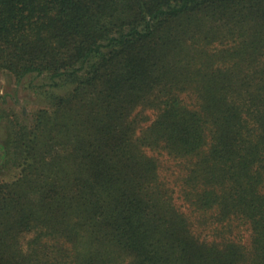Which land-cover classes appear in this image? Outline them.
<instances>
[{
    "label": "trees",
    "instance_id": "obj_1",
    "mask_svg": "<svg viewBox=\"0 0 264 264\" xmlns=\"http://www.w3.org/2000/svg\"><path fill=\"white\" fill-rule=\"evenodd\" d=\"M0 67V264H264V0H0Z\"/></svg>",
    "mask_w": 264,
    "mask_h": 264
},
{
    "label": "rangeland",
    "instance_id": "obj_2",
    "mask_svg": "<svg viewBox=\"0 0 264 264\" xmlns=\"http://www.w3.org/2000/svg\"><path fill=\"white\" fill-rule=\"evenodd\" d=\"M47 83L42 75L27 74L17 79L0 67V181L14 179L20 169L16 155L19 149L14 147L17 131L33 125L37 112L51 106L44 91L50 87Z\"/></svg>",
    "mask_w": 264,
    "mask_h": 264
}]
</instances>
